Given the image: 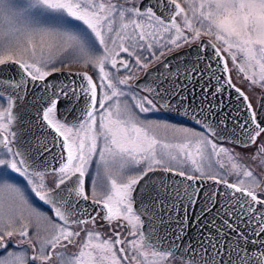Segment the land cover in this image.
<instances>
[{
  "label": "snow or ice",
  "instance_id": "1",
  "mask_svg": "<svg viewBox=\"0 0 264 264\" xmlns=\"http://www.w3.org/2000/svg\"><path fill=\"white\" fill-rule=\"evenodd\" d=\"M140 2L0 0V66L18 67L0 75V264H264V179L245 163L264 172V115L228 65L264 89V0H156L166 18ZM185 45L195 55L173 63ZM72 66L93 74L49 79ZM233 90L247 116L229 127L216 117ZM97 216L115 239L85 229Z\"/></svg>",
  "mask_w": 264,
  "mask_h": 264
},
{
  "label": "water",
  "instance_id": "2",
  "mask_svg": "<svg viewBox=\"0 0 264 264\" xmlns=\"http://www.w3.org/2000/svg\"><path fill=\"white\" fill-rule=\"evenodd\" d=\"M166 2H167V0H165V3ZM138 6L141 9H143L145 6H151L157 12L158 15L162 16V18L167 17V12H165V10L163 8L157 7L156 0H141V2L138 4ZM208 40H209V38H205V37L201 38V42L205 43V44H207ZM196 47H197V45H193L191 48H189V47L182 48L178 52L173 53L171 56H169V59L172 60L173 63H176V62H178L176 59L177 57H179L181 60H183V59H187L188 57L194 56ZM185 54H187V56ZM209 54H211V53H209ZM17 71H18V67L16 65L9 64V65H5V66H0V75L13 76L14 77L17 75ZM82 71H87V70L61 69V71L59 73H55L52 77H49V79L53 80V81H57L60 79H65L69 72L76 73V72H82ZM89 74H91V73L89 72ZM143 79H144V77L142 75L140 77V80L134 81V83H141L143 81ZM33 93H35L36 95L42 94L39 89H32L31 92L29 93L28 97H27V101L29 104L32 102V94ZM262 95H264V90L259 95L260 97H259L258 105H256L258 118L260 116L264 115V110H262L260 107V105L262 103V100H261ZM222 99L225 101V105H224L223 109L218 113V115L216 117L217 119H219L220 115L227 117L229 127H231L232 118L237 117V113H239V116L237 117L239 119H243L244 117L247 116V111H245L243 108V103H244L243 99L242 98L237 99V94L235 93L234 90L231 91L230 95H226V96L222 97ZM21 104H24V101H21ZM14 111H15V109H14ZM24 115H25V120H24L25 128L27 129L29 126H31L33 131H35L36 113L33 111V109L31 107H27L25 112H24ZM76 115H77L76 112L66 113V108L64 106H61L59 108V112H58L59 117L67 116V119L69 121H71L73 119V117H75ZM176 118L194 125L191 120H186L183 116H177ZM229 139H232V137H229ZM225 142H227V141H225ZM56 151H59V149H57ZM49 159H51V158H49ZM149 176L153 177L154 178L153 182H156V183L159 182L158 178H160V177H165V178L169 179L170 181H177V182H179L181 179L180 177L171 176V174H167V176H166L165 173L160 172V171L149 173ZM145 179H147V178H145ZM143 183H144V181H141V184H143ZM208 183H211V181H209ZM204 187H207V185H204ZM87 203L90 205L91 208H96V206L91 205V200H89ZM191 211H192V214L194 216L196 214V212L198 211V208H194ZM177 215H183V211L178 209ZM200 223L203 224V221H201ZM145 228H147V225H145ZM201 231H207V229H201ZM160 235L163 237V235H164L163 229H161ZM197 238H198L197 225L193 222V223H191V226L188 227L187 234L184 237V240H185V242H190L193 245H195ZM168 239L170 240L171 236H169ZM165 243L167 244V240L165 241Z\"/></svg>",
  "mask_w": 264,
  "mask_h": 264
},
{
  "label": "flooded vegetation",
  "instance_id": "3",
  "mask_svg": "<svg viewBox=\"0 0 264 264\" xmlns=\"http://www.w3.org/2000/svg\"><path fill=\"white\" fill-rule=\"evenodd\" d=\"M234 84H235V83H234ZM258 101H259V98L256 100V103L253 104V101L250 100V102H251V104H252L254 110H256V107H257L256 105H258ZM5 106H6V105H5ZM173 120H174V121L176 120L177 123H182V124H185V125H190L191 127H195V129H196V126H194V125H192V124H189V123H187L186 121L180 120V119H178V118H175V119H173ZM197 129H198V128H197ZM222 144L229 145V146H231V148H233V147H237V148H239V149H240V148H244V147H241V146H239V145H235V144H233V143H229V142H222ZM244 149H245V148H244ZM246 149H250V150L252 149V150L254 151V148H253V147L246 148ZM257 178H258V177H257ZM52 179H53V177H49V180H50V181H51ZM259 179H260V178H259ZM262 179H264V178H262ZM229 180H230V182H231V181L236 180V179H234V178H230V177H229ZM89 194H90V193H89ZM101 215H102V213H101ZM116 223H122V222H121V221H116V222H114V224H116ZM74 227H75V230L80 231V228H79L78 226H74ZM111 227H114V225H113V226H109V225L107 224V221L101 219L100 216H97L96 221H95V225L89 223L88 225L85 226V229H86V230L93 231V232H99V233L101 234L102 239H107V238H109V237H111L112 239H115V237L112 236ZM32 232H33V229H29V234H30V235L32 234ZM122 235H123L124 237H127V239H128L129 241L133 239V237H131V236L128 235V232H127L126 229L123 230ZM85 236H86V232H81V236H80V238H79L81 242L85 239ZM18 239H19V237H14V238H12V239L9 241V249H10V250H18V249H17V246H16V241H17ZM19 248L27 249L28 255H31V254H32V250H31L30 248H28L27 245H20ZM57 251H59V249H57ZM72 251H77V249H76V248H73ZM167 264H180V261H179L178 259H177V260H173V259L170 258V259L167 261Z\"/></svg>",
  "mask_w": 264,
  "mask_h": 264
},
{
  "label": "rangeland",
  "instance_id": "4",
  "mask_svg": "<svg viewBox=\"0 0 264 264\" xmlns=\"http://www.w3.org/2000/svg\"><path fill=\"white\" fill-rule=\"evenodd\" d=\"M178 2H181L182 3V0H178ZM126 6H130V5H126ZM182 6H184L183 3H182ZM179 19L180 18L178 17L177 20L179 21ZM203 37L210 39V37H207V36H203ZM185 47H188V46L185 45L183 48H185ZM122 55H125V54H122ZM225 55H227V54H225ZM238 59H239V57H238ZM228 65H229V68L232 69L231 76H232L233 82L237 85V87H239L243 91H245V93L249 96V99L251 101H253V104L256 103V100L260 97L259 95H260L261 91H263L264 89H261L258 86H252V90L249 91V82L246 81V80H244L242 75H238L236 69L233 68V66H232V62H231V59L230 58L228 59ZM62 69H69V70H87L91 74H93V71L92 70H90V69H83V68H80L78 66H72V67H69V68H62ZM171 123H174V124H176L178 126H185V127H190V128H194L195 129V127H191L190 125H185V124H182V123H177L176 120L175 121L174 120H171ZM195 130H199V129L196 128ZM222 146H224L226 148H229V149H234L235 152H240V153H250V152H253L252 149L251 150L250 149H246V148L245 149L244 148H240L239 149L237 147L231 148V146L225 145V144H222ZM245 163L247 165H250L253 169H255L254 174L258 178H260V179L264 178V172H262V170L260 168H258L255 163H253L252 161H245ZM141 167H142V165H141ZM229 177L230 178H234V179H238L236 176H229ZM30 229H32V228H30ZM50 264H53V262H50Z\"/></svg>",
  "mask_w": 264,
  "mask_h": 264
}]
</instances>
